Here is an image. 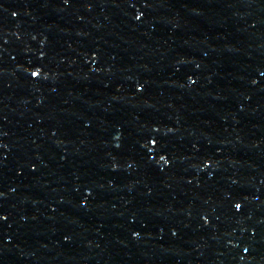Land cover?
I'll return each instance as SVG.
<instances>
[{
	"label": "water",
	"instance_id": "obj_1",
	"mask_svg": "<svg viewBox=\"0 0 264 264\" xmlns=\"http://www.w3.org/2000/svg\"><path fill=\"white\" fill-rule=\"evenodd\" d=\"M78 1L0 264H264V0Z\"/></svg>",
	"mask_w": 264,
	"mask_h": 264
}]
</instances>
